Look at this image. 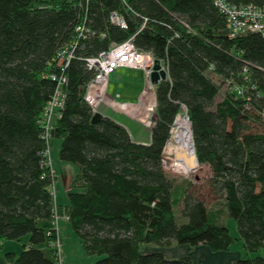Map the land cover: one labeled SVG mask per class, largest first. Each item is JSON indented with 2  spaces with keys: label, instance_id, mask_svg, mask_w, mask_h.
<instances>
[{
  "label": "trees",
  "instance_id": "trees-1",
  "mask_svg": "<svg viewBox=\"0 0 264 264\" xmlns=\"http://www.w3.org/2000/svg\"><path fill=\"white\" fill-rule=\"evenodd\" d=\"M230 2L264 6V0ZM111 11L126 28L109 22ZM80 23L92 32L66 69L65 102L51 130L60 160L77 167L68 202L58 205L54 172L42 165L40 120L55 87L47 75ZM130 36L167 66V77L156 83L157 121L146 143L109 116L92 122L83 99L91 78L83 59ZM181 105L197 163L211 171L210 207L192 193L189 178L177 180L162 167ZM263 116L264 39L255 32L230 38L212 0H0V241L27 236L18 256L6 253L7 262L60 264L54 215H66L85 254L98 257L94 264H191L187 255L166 258L141 252L142 245L226 252L236 238L225 217L234 220L244 251L254 254L228 264H264L257 254L264 250Z\"/></svg>",
  "mask_w": 264,
  "mask_h": 264
},
{
  "label": "built area",
  "instance_id": "built-area-1",
  "mask_svg": "<svg viewBox=\"0 0 264 264\" xmlns=\"http://www.w3.org/2000/svg\"><path fill=\"white\" fill-rule=\"evenodd\" d=\"M212 1L218 11L225 17L228 36L230 38L243 33L255 32L259 33L264 39V6H258L253 3L235 4L230 2V0ZM108 19L111 24L122 29L126 28L123 16L116 11H111ZM181 23L188 28L184 22ZM91 32L92 30L84 23L76 25L74 38L61 47L56 54L57 68L47 75L51 81L55 82V87L49 100L44 106L40 126L42 128L41 136L45 143V148L42 153V165L48 166L50 172L52 169L50 167L48 154L51 130L53 129V121L60 117L65 102L66 93L63 88L67 84L66 69L70 61L74 58L78 42L87 37ZM83 60L85 69L91 73V78L84 86L83 99L91 108L92 114L99 113V108L105 105L116 113L124 114L127 117L132 118V120L134 119V121L140 123L143 127L150 129V131L153 130L157 121V103L155 95L156 83L161 80V71L165 72L167 77V66L165 62L162 60L157 61L159 67L154 70L153 67L155 60L152 54L150 52L138 50L134 46L132 36L122 42L111 45L108 49L99 51L93 56L85 57ZM119 68L142 70L144 73L145 83L137 101L134 103L116 102L114 99L108 100L107 98L109 77ZM153 72L157 73V80L155 83L151 80V74ZM180 107L182 111L181 113H185L184 117L188 120L185 106L181 105ZM170 132L171 134L173 133L172 130H170L169 133ZM172 141V136L171 138L169 136L162 150L163 158L164 153H167L165 148L169 149V145H171ZM63 217L67 219L66 215H63ZM57 219L58 216L54 215V225L56 230ZM53 245L59 255L60 240L58 235L55 238Z\"/></svg>",
  "mask_w": 264,
  "mask_h": 264
},
{
  "label": "rangeland",
  "instance_id": "rangeland-1",
  "mask_svg": "<svg viewBox=\"0 0 264 264\" xmlns=\"http://www.w3.org/2000/svg\"><path fill=\"white\" fill-rule=\"evenodd\" d=\"M144 83H145L144 73L142 70L117 69L113 72L112 75H110L109 83H108V90H107V98L109 100L114 99L116 102H120L121 100L126 99L124 96H127L128 94L132 93V96H133L132 98L134 99L133 93H137L140 90V87L144 86ZM226 90H227L226 85H223L220 89V92L215 98V102H218L222 98L223 93ZM118 94L119 96L117 97ZM100 109L103 112L100 111L99 114L109 116L124 124H128V125L131 124V125L138 126L137 125L138 122L137 123L134 122V119L133 121H131L132 118L126 116L127 118L131 119L129 120L124 116V114L114 113L113 111H111V109L107 108L105 105L102 106ZM178 115L185 116V113H180ZM262 122L264 123V116H263ZM189 126L191 130V124ZM173 127L174 126L172 123L169 131L170 130L173 131ZM253 128H255V126ZM145 129L146 131H142V134L144 135V137H147V135L149 134L151 135V133L154 131V128L153 130H151L152 132L150 131V129H147V128ZM168 135L171 138L173 133L171 134L170 132ZM191 139H192V136H191ZM59 145H60L59 139L53 137L50 140L48 158H49L50 167L54 169L56 172V174H54L55 179L52 184V193L54 196V201L59 205H64V203L68 202L67 193L71 191L72 189L71 182L76 175L77 167L71 162L60 160L58 156ZM165 150L167 151V153H164L163 155L164 158L162 157L163 170L167 173L168 176L174 177L177 180H180L182 178H189L194 183L192 193L198 198L202 199L206 206L210 207L216 196L207 185L208 178L211 174L209 166L205 164L200 165L197 163L196 168L193 170V172L189 174H181V173L175 172V170L173 169L171 165L169 151L167 150V148H165ZM193 150H194V147H193ZM61 217H63V215H61ZM223 223L228 229L229 234L233 238H236V240H234V242L230 245L228 252H224V251L211 252L208 249V247L204 245H198L197 247H190L186 244H178V243H173L169 247L142 245L140 247L141 252L159 251L163 253L165 257L170 255L169 257L171 258L172 257L177 258V257L187 255L191 258V264H223L222 260L224 258L231 257L232 255H237V253L239 254L240 257L254 256V254H249L244 251V248L242 246V240L238 238L237 229H236L234 220L230 217H225ZM63 230L64 229L59 227V235L60 237H62V241L60 240L61 243H60V248H59L60 254H61L60 264L66 261L65 256L67 254L70 256L78 255L82 258L86 256L80 244V240L74 234V232L70 229L69 235L67 236L66 234L62 232ZM26 242H27V236H23L18 240L0 241V264H12V263L7 262L6 257H5L6 253L11 252L15 254L16 256H18L20 251L23 248V245L26 244ZM204 250H207L209 255L204 254ZM257 254L264 257V250L262 249L259 250ZM88 258L92 260L94 259L96 261L98 257L89 256Z\"/></svg>",
  "mask_w": 264,
  "mask_h": 264
},
{
  "label": "bare ground",
  "instance_id": "bare-ground-1",
  "mask_svg": "<svg viewBox=\"0 0 264 264\" xmlns=\"http://www.w3.org/2000/svg\"><path fill=\"white\" fill-rule=\"evenodd\" d=\"M100 108L99 110L102 111ZM189 125V121L184 116H175L173 121V141L169 145V149L167 148L173 169L181 174H189L197 166Z\"/></svg>",
  "mask_w": 264,
  "mask_h": 264
},
{
  "label": "crops",
  "instance_id": "crops-1",
  "mask_svg": "<svg viewBox=\"0 0 264 264\" xmlns=\"http://www.w3.org/2000/svg\"><path fill=\"white\" fill-rule=\"evenodd\" d=\"M119 69H126V70H133V69H128V68H119ZM113 74V73H112ZM111 74V75H112ZM110 78V77H109ZM108 83H109V80H108ZM126 85H127V83H126ZM107 90H108V85H107ZM141 91H142V87H140V90L137 92V93H133V95H134V99L132 98L133 96H132V93H130V94H128L127 96H124L126 99H124V100H121L120 102H125V103H134V102H136L137 101V99H138V96L140 95V93H141ZM119 96V94L117 95V97ZM112 111V110H111ZM103 112V111H102ZM114 112V111H113ZM114 113H116V112H114ZM119 114V113H118ZM103 116H106V115H103ZM125 117H126V115H124ZM127 118V117H126ZM127 119H129V118H127ZM129 120H131V119H129ZM118 123H120L122 126H124L125 128H126V130L128 131V133H129V135H130V137H131V139L132 140H134V141H137V142H141V143H146V142H148L149 140H150V134L149 135H147V137H144V135L142 134V131H146V129L142 126V125H140L139 123H137L136 121H134V122H136L137 123V125L138 126H136V125H128V124H124V123H122V122H120V121H118V120H116ZM131 121H133V120H131ZM139 127H141V128H139ZM60 146V145H59ZM53 170V172H54V174H56V172H55V170L54 169H52ZM57 204V203H56ZM65 204H67V203H64V205ZM59 205V204H58ZM59 227L60 228H62V229H64L62 232L64 233V234H66L67 236L69 235V230L71 229L70 228V225H69V222H68V220L66 219V218H62L61 216H58V219H57V233H58V235H59ZM60 236V235H59ZM79 239V238H78ZM60 240L62 241V237H60ZM61 243V242H60ZM81 244V243H80ZM229 251V250H228ZM228 251H226V252H228ZM204 254H208L209 255V253L207 252V250H204ZM226 255V254H225ZM165 256V255H164ZM170 255H168L166 258H171V257H169ZM233 256V257H232ZM231 257H228V258H224L223 260H222V263L223 264H228L232 259H234L235 258V256L236 257H238L239 256V254L237 253V255H232ZM89 256L88 255H86V256H84L83 258L82 257H80V256H78V255H75V256H70V255H66L65 256V262H63L62 264H94V262H95V260L93 259H90V258H88ZM173 258V257H172Z\"/></svg>",
  "mask_w": 264,
  "mask_h": 264
},
{
  "label": "water",
  "instance_id": "water-1",
  "mask_svg": "<svg viewBox=\"0 0 264 264\" xmlns=\"http://www.w3.org/2000/svg\"><path fill=\"white\" fill-rule=\"evenodd\" d=\"M158 67H159V65H158V63H157V60H155L154 61V67H153V69L154 70H156V69H158ZM160 77H161V80H164L165 78H166V75H165V72H160ZM151 80H152V82H156V80H157V73L156 72H153L152 74H151ZM100 116V114L99 113H95V114H93V116H92V118H91V121L92 122H95L96 120H97V118ZM192 146H193V142H192Z\"/></svg>",
  "mask_w": 264,
  "mask_h": 264
}]
</instances>
